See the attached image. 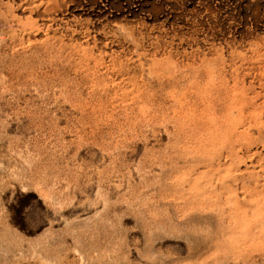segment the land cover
I'll use <instances>...</instances> for the list:
<instances>
[{"label":"rangeland","instance_id":"1","mask_svg":"<svg viewBox=\"0 0 264 264\" xmlns=\"http://www.w3.org/2000/svg\"><path fill=\"white\" fill-rule=\"evenodd\" d=\"M258 130L264 0H0V264H264Z\"/></svg>","mask_w":264,"mask_h":264},{"label":"bare ground","instance_id":"2","mask_svg":"<svg viewBox=\"0 0 264 264\" xmlns=\"http://www.w3.org/2000/svg\"><path fill=\"white\" fill-rule=\"evenodd\" d=\"M258 136H260V138H264V130H258ZM261 165H262V167H264V157H262V159H261ZM234 176L237 177V172L234 173ZM239 177H243V176L239 175ZM223 183H224V186L227 188L228 187V181L226 180ZM243 184L245 185V187L247 189L252 190V192L255 194L254 198L251 196V199H254L255 203L254 202L250 203V206L255 209L254 212L256 214V217L257 218H264V206H262L260 209H257L255 207V205L257 204L258 201H261V200L264 201V183L258 182L256 176L253 173H249V174H247V178H245L243 180ZM262 222H264V221H262Z\"/></svg>","mask_w":264,"mask_h":264}]
</instances>
